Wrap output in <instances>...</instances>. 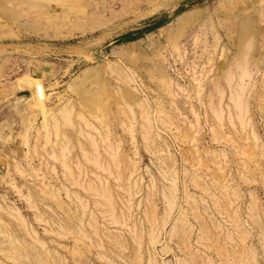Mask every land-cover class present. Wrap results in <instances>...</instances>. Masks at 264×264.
I'll list each match as a JSON object with an SVG mask.
<instances>
[{
    "label": "rangeland",
    "instance_id": "rangeland-1",
    "mask_svg": "<svg viewBox=\"0 0 264 264\" xmlns=\"http://www.w3.org/2000/svg\"><path fill=\"white\" fill-rule=\"evenodd\" d=\"M0 264H264V0H0Z\"/></svg>",
    "mask_w": 264,
    "mask_h": 264
},
{
    "label": "bare ground",
    "instance_id": "bare-ground-1",
    "mask_svg": "<svg viewBox=\"0 0 264 264\" xmlns=\"http://www.w3.org/2000/svg\"><path fill=\"white\" fill-rule=\"evenodd\" d=\"M249 20H250V18H249ZM247 21H248V20H245V21H243V22L247 24ZM248 24H249V21H248ZM248 24H247L248 27L246 26V28H249V25H248ZM252 24H253V23H252ZM251 26H252V25H251ZM246 30H247V29H245V32H246ZM248 30H249V29H248ZM248 30H247V31H248ZM251 31H252V30H251ZM253 31H254V30H253ZM243 32H244V31H243ZM243 32H242V33H243ZM242 33H241V34H242ZM247 33H248V32H247ZM253 33H254V32H253ZM244 35H245V34H244ZM250 35H251V34H250ZM254 36H255V35H254ZM252 38H253V37H252ZM252 41H253V40H252ZM243 42H244V41H243ZM249 42H250V41H249ZM240 43H241V42H240ZM244 43H245V42H244ZM244 43H243V44H244ZM242 47H243V46H242ZM245 48H246V47H244L243 49L245 50ZM241 50H242V49H241ZM248 51H249V50H248ZM241 52H242V51H241ZM241 52H240V53H241ZM244 52H246V50H245ZM247 53H248V52H247ZM242 55H243V54H242ZM245 55H246V54H245ZM245 55H244V56H245ZM240 56H241V55H240ZM246 57H247V56H246ZM242 58H243V57H242ZM234 64H235V63H234ZM242 64H243V63H242ZM238 66L241 67V65H238ZM242 67H244V65H243ZM238 68H239V67H238ZM245 68H246V67H245ZM236 69H237V68H236ZM245 71L247 72V70H244V69L242 70V68H241L242 76L248 74V72H247V74H246ZM250 72H251V71H250ZM228 73H229V72H228ZM237 77H238V76H237ZM168 80H169V79H168ZM162 81H163V80H162ZM231 82H232V81H231ZM239 82H240V81H239ZM227 86H228V85H227ZM237 86H238V85H237ZM215 87H216V86H215ZM220 90H221V89H220ZM244 90H245V89H244ZM217 92H218V91H217ZM239 93H240V92H239ZM235 94H237V93H235ZM230 95H231V94H230ZM235 97H236L237 100L234 98L236 101H233V102H234V104L236 105V107L238 106L237 108L240 110V109L242 108V104H240L242 101L240 100L241 98H239L240 95H237V96L235 95ZM231 98H232V97H231ZM232 99H233V98H232ZM230 100H231V99H230ZM239 104L241 105V108H239ZM218 110H219V109H218ZM239 110H238V111H239ZM215 111H217V110H215ZM215 111H214V112H215ZM238 111H237V113H238ZM239 112H240V111H239ZM215 114H217V113L215 112ZM245 114H246V113H245ZM238 116H239V115H238Z\"/></svg>",
    "mask_w": 264,
    "mask_h": 264
},
{
    "label": "water",
    "instance_id": "water-1",
    "mask_svg": "<svg viewBox=\"0 0 264 264\" xmlns=\"http://www.w3.org/2000/svg\"><path fill=\"white\" fill-rule=\"evenodd\" d=\"M36 94H37V96H38V92H37V89H36Z\"/></svg>",
    "mask_w": 264,
    "mask_h": 264
},
{
    "label": "built area",
    "instance_id": "built-area-1",
    "mask_svg": "<svg viewBox=\"0 0 264 264\" xmlns=\"http://www.w3.org/2000/svg\"><path fill=\"white\" fill-rule=\"evenodd\" d=\"M37 92H38V90H37ZM38 95H39V93H38Z\"/></svg>",
    "mask_w": 264,
    "mask_h": 264
}]
</instances>
